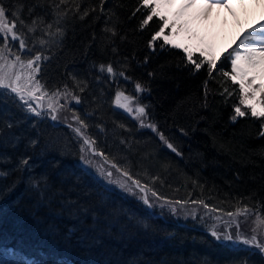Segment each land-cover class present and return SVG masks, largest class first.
<instances>
[{
    "label": "trees",
    "instance_id": "obj_1",
    "mask_svg": "<svg viewBox=\"0 0 264 264\" xmlns=\"http://www.w3.org/2000/svg\"><path fill=\"white\" fill-rule=\"evenodd\" d=\"M142 5L0 0L9 23L16 19L17 35L12 45L0 33V48L19 54L23 39L24 51L42 56L43 88L78 97L81 109L74 104L68 112L84 121L83 136L98 133L95 150L103 159L114 160L109 141L128 154V174L142 186L136 172L156 175L164 190L147 186L156 198L202 201L222 212L247 209L264 219V117L247 111L232 119L242 93L228 53L211 71L207 64L197 70L182 48L162 39L150 44L161 21L142 26L150 12ZM117 93L143 105L157 131L117 110ZM45 114H32L15 93L0 89V253L13 246L19 264L23 255L39 264H264L259 251L230 246L207 223L183 221L156 203L152 212L139 192L106 184L81 160L89 152L72 120L69 127ZM119 126L118 136L108 137Z\"/></svg>",
    "mask_w": 264,
    "mask_h": 264
},
{
    "label": "rangeland",
    "instance_id": "obj_2",
    "mask_svg": "<svg viewBox=\"0 0 264 264\" xmlns=\"http://www.w3.org/2000/svg\"><path fill=\"white\" fill-rule=\"evenodd\" d=\"M157 2L163 5L160 8V11L164 15H167L170 20L176 18V13L183 11L184 14L181 19L189 21L188 29L186 31H182L178 36L174 37L177 43H182L189 46L194 52H200L199 49H206L212 55L217 57V60L223 54L227 53L230 49L236 47L239 44V41L242 38L243 34L246 33V30L251 29V24L256 23L258 20L259 22L262 21L260 20L261 13L260 15H258L257 13L258 20H255V17L253 16L254 13L257 12L256 6H254V4L252 3H246L244 0H234L233 3H235V8L237 11L233 10L232 12L229 7L225 9L227 12H230L232 14V19L228 22L223 21L222 18H220L219 16L216 17L211 14H208L209 10L213 9L214 7H220L222 5H225L226 3L223 0H221L220 4L215 1H211V9L206 8L204 0H197L196 4H194L193 7L188 9L183 8L184 4L186 3V0H157ZM227 3H229V1ZM205 12L207 13L206 15ZM169 31L170 29H166L165 33L167 34ZM1 34L4 35L3 33ZM8 39L12 42V45L17 40H13L11 38L10 33L8 34ZM15 48L16 50H18V52H20L19 54L13 49L12 50L14 52H12L9 48H4V56L9 64L16 63V67L14 69H11V71L15 72L16 74L22 77L21 84L23 85L26 83L27 76L30 70L26 67H21V64L26 65L28 60L33 59L36 55L28 53V51L26 50L24 51V48L21 49L20 46H15ZM15 52L17 54H15ZM17 56L20 57L19 62H16L15 60ZM42 59L43 58L41 56V61ZM41 61L39 62V68L41 66ZM241 66L246 67L244 61H241ZM33 67H36V65L34 64ZM37 74L38 73L35 74V78L39 81ZM252 77H255V79L253 80V88L255 89L254 95H249L244 104L240 103V105H238V107H240L241 111L243 112L252 111L248 107L249 104L255 105L256 111H264V91H262L259 87L261 85H264V66H257L255 69L250 70L244 79L250 80L252 79ZM235 80L240 83L241 77L236 76ZM245 87L250 93L253 91L252 88H248L247 84H245ZM41 92H46L48 95L44 96V98L39 102L34 99H29L27 96L25 97L27 102L30 103L32 107H36L37 111L41 113L39 115L40 117L45 116V112H47V114L50 115V118L54 123L60 124L61 122L59 121H64L62 124L70 125V123H67V120L71 119L74 124V126L73 124H71L72 127H78L76 120L72 118L73 115L69 114L68 112L72 111L71 107L72 105L74 106V104L77 105L78 109H81V106H79L80 102L77 101V99H74V97L67 91H60V95L54 97L52 95L54 92H49L45 90L43 86ZM36 95L40 96L41 93L37 92ZM123 97L128 96L123 94ZM123 97L121 100L122 103L124 102ZM128 98L129 107L133 109L131 112L125 111L126 109L121 108L119 105H115V108L117 110L125 111L127 115L129 114L130 116L134 117L140 124H144L145 127H148L150 122H146L145 115L137 116L136 112L137 108L144 106L139 104L135 98ZM50 101L53 103V106L57 108V111L52 114H50V109H48V103ZM21 102L27 107L24 101ZM38 103L42 105V107H38ZM52 115H56L57 119L53 120ZM83 117L88 123L91 122L90 120H87L89 116L85 115L84 113ZM121 127L124 128V126H119V128L116 127L114 129H110L108 132V137L111 136V139L114 138L119 133V131L122 130ZM150 129L155 132L157 131L156 128ZM127 130L128 132L132 131L131 129ZM103 135H105V132H103ZM83 138L84 141L85 139H87L85 136H83ZM94 139H97L98 142H101L98 139V133H95L94 138L88 140L94 141ZM85 146L87 147L85 148V151L87 149V151L89 152L88 154L86 151V154H88L87 160H91L92 163H85L86 166L94 168L97 175L103 181H105L106 184L118 186L125 192L129 193L139 192L143 197L144 194L141 193L139 188L136 187L135 182L137 180L133 179L129 174L128 176L123 175L124 172L129 173L128 169L130 168V161L128 158V154L126 155L123 150H120L118 146L112 144L111 141H109L108 145L105 146L114 157V160H108L106 158H104V160L102 158L103 155H100V153H103V151L100 152L98 150H95V143L85 144ZM144 157L147 158V155H144ZM121 169L126 170L122 171ZM109 172L112 173L110 177L107 175V173ZM136 176H138L139 179H141L143 183H145L147 186H150L151 190L155 189L158 190V192H161L160 190H164L161 186L156 184L157 177L153 173L151 174L150 172H136ZM155 184L159 187H157ZM121 185H124V187H121ZM129 188H131V191L128 190ZM146 191L149 197L148 205H151L149 206V209L153 208V204L156 203L158 207L168 210L173 215H175L176 218L182 219L183 221L188 218H192L198 220L199 222H205L210 226L211 233H213L214 231L217 233V236L219 237L218 239L228 243L232 247L240 246L243 248H250L251 250L259 251L264 257V219L259 213L247 209H240L235 212H222L219 210H213L200 202L182 203L165 201L163 198H156L155 195L149 193L148 189H146ZM217 236L215 237L217 238ZM228 236H231L232 239H227L226 237ZM253 236L256 237L257 243H245V240L251 241ZM22 258L23 264H29V262L31 261H35L36 264L40 263V260L35 259L32 256L23 255ZM0 260L5 261L6 264H19L20 259L17 260L15 258V249L11 246H8L5 248L3 247L1 249ZM71 262V260H68L69 264H71Z\"/></svg>",
    "mask_w": 264,
    "mask_h": 264
},
{
    "label": "snow or ice",
    "instance_id": "obj_3",
    "mask_svg": "<svg viewBox=\"0 0 264 264\" xmlns=\"http://www.w3.org/2000/svg\"><path fill=\"white\" fill-rule=\"evenodd\" d=\"M197 0H186V3L184 4L183 8L188 9L193 7L194 4H196ZM226 6H230L227 4V0H225ZM204 4L207 9H211L212 3L211 0H204ZM143 7L150 9V12L146 16V18L142 21V26L148 25L149 22L153 19V17H157L161 24L159 25V31H157L152 37L150 44H155L157 40L162 39L164 44L171 45L174 48H182L183 52L186 54L187 61L192 63L194 67L198 70L201 68L202 65L207 64L209 67V71L215 66L217 57L212 55L210 52H208L206 49H199L200 51V57L199 62H197L196 59H194V51L187 45L182 43H177L174 39V37L178 36L182 31H186L188 29L189 21L182 20L181 17L183 16V11L176 13V18L170 20L167 15H164L160 8L163 6L162 4L158 3L157 0H143ZM207 13L205 12V15ZM36 21H33V24H35ZM16 27V19L14 18L11 23H9L7 16H6V10L3 6H0V33H3V39L7 41L8 34H11V38L13 40L17 39L16 33L13 31V29ZM51 25H49V28ZM170 29V31L166 34L165 30ZM32 29H30L31 31ZM59 31V30H58ZM43 43V41H42ZM19 46L21 49L25 47V42L23 39H20ZM4 48H0V89H8L11 93H15L21 101H24V103L27 105V108L30 112L35 113L37 116H39L41 113L37 111L36 107H32L30 103L27 102L25 97L27 96L29 99H34L37 102L42 100L44 96L48 95L46 92H41L42 85L38 80L35 78V74L39 73V62L41 61V56L37 54L33 59L28 60L27 64H21V67H26L30 70L27 80L25 84H21L22 77L15 72L11 71V69H14L16 67V63L9 64L4 56ZM229 57H231V65H232V72H233V79H235L236 76L241 77L240 81V88H241V104H244L247 100V97L249 95H254L255 89L253 88V80L255 77H252L250 80H245L244 78L247 76L248 72L252 69H255L257 66H264V23H260L258 27H253L249 30H246V33L243 34L242 38L239 41V44L232 49L231 52L228 53ZM47 59V57H45ZM16 62L20 61V57L17 56L15 58ZM241 61H244L246 67L241 66ZM36 65V67H33V65ZM105 68L103 65H101V71H104ZM106 71L108 73H113V68L109 64L106 68ZM225 75H228L227 73ZM245 84L248 85V88H252L253 91L250 93L248 89L245 87ZM262 91H264V85L259 86ZM135 90L139 92L141 90V85L137 83L135 85ZM40 92L41 95L37 96L36 93ZM54 97L60 95L59 90L54 92L52 94ZM123 93H117L115 102L117 105H119L121 108H125L127 111L131 112L133 109L129 107V98L123 97L124 102L122 103ZM74 99H77L78 97H74ZM38 107H42L38 103ZM62 107V106H61ZM248 107L252 110L251 114L255 117H264V111H256L255 105L249 104ZM48 109H50V114L55 113L57 111V108L53 106V103L50 101L48 103ZM137 116H144L146 115V111L144 107H139L136 109ZM245 115V112L241 111L240 107L235 108V115L232 117L233 120H235L237 117H242ZM74 120H76L80 127H76L73 129L75 133L78 135L83 136V132L81 129L83 127H86L83 120H81L78 116L72 117ZM52 119H57L56 115H52ZM71 127V125H69ZM148 127L155 128V125L149 124ZM264 135V133H262ZM161 139L163 140V134H160ZM85 144H93L94 141H89L88 139H85ZM167 143V141H165ZM167 147L169 149H175L173 148V145L171 143H167ZM100 155H103V153H100ZM81 160L86 164H91V160L85 159L83 156H81ZM103 174V173H102ZM107 175L110 177L112 175L111 172L107 173ZM124 176H128L127 172L123 173ZM136 187L139 188L140 192L143 193L142 199L144 200L145 204L149 203V197L147 195V185L142 186L139 181L135 182ZM121 187H124V185H121ZM131 191V188L128 189ZM153 195H156L153 193ZM201 203H203L201 201ZM151 206V205H149ZM231 215V214H230ZM214 236H217V233L214 231L212 233ZM217 238H219L217 236ZM227 239H232L231 236L226 237ZM245 243H257L256 237L253 236L251 241L245 240ZM0 264H6L5 261L0 260ZM29 264H36L35 261L29 262Z\"/></svg>",
    "mask_w": 264,
    "mask_h": 264
},
{
    "label": "bare ground",
    "instance_id": "obj_4",
    "mask_svg": "<svg viewBox=\"0 0 264 264\" xmlns=\"http://www.w3.org/2000/svg\"><path fill=\"white\" fill-rule=\"evenodd\" d=\"M211 1H215L218 4H220V2H221V0H211ZM223 1L225 2V0H223ZM228 1H229V3H227V4L230 6H226V4H225V5H222L220 7H214L213 9L209 10L208 14H211V15L216 16V17L219 16L220 18H222L223 21H226V22L230 21L232 19V14L230 12H227L225 9L227 7H229L232 12H233V10L234 11H237V10L235 8L236 7L235 3H233L234 0H227V2ZM244 1L248 4L252 3V4H254V6H256L257 12L254 13V15H253L255 17V20H258L257 13H258V15H260V13H261L260 20H262V21L259 22V20H258L256 23L251 24L250 28L256 27L260 23H264V11H263L264 10V0H244Z\"/></svg>",
    "mask_w": 264,
    "mask_h": 264
},
{
    "label": "water",
    "instance_id": "obj_5",
    "mask_svg": "<svg viewBox=\"0 0 264 264\" xmlns=\"http://www.w3.org/2000/svg\"><path fill=\"white\" fill-rule=\"evenodd\" d=\"M150 210L153 212V209L152 208H150Z\"/></svg>",
    "mask_w": 264,
    "mask_h": 264
}]
</instances>
